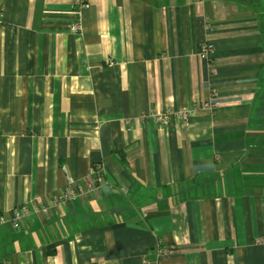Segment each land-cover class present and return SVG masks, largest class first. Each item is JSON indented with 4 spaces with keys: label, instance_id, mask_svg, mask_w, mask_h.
Returning <instances> with one entry per match:
<instances>
[{
    "label": "crops",
    "instance_id": "crops-1",
    "mask_svg": "<svg viewBox=\"0 0 264 264\" xmlns=\"http://www.w3.org/2000/svg\"><path fill=\"white\" fill-rule=\"evenodd\" d=\"M260 100L243 4L0 0V264H264ZM228 172L229 196L147 200Z\"/></svg>",
    "mask_w": 264,
    "mask_h": 264
},
{
    "label": "trees",
    "instance_id": "trees-1",
    "mask_svg": "<svg viewBox=\"0 0 264 264\" xmlns=\"http://www.w3.org/2000/svg\"><path fill=\"white\" fill-rule=\"evenodd\" d=\"M229 2H236L249 7L255 14L258 20V28L260 36L263 42L264 50V0H227ZM262 108L264 103L260 100ZM255 169H262L255 167ZM264 169V168H263ZM233 177L230 172L221 173V175L215 174H199L192 178L190 181L182 184H176L172 186H165L160 190H149L152 200L155 199L158 202L166 200L168 202V208L176 206L187 200H195L201 198H217L229 196L233 187ZM143 184L138 180L134 181L132 188V194H135Z\"/></svg>",
    "mask_w": 264,
    "mask_h": 264
},
{
    "label": "built area",
    "instance_id": "built-area-1",
    "mask_svg": "<svg viewBox=\"0 0 264 264\" xmlns=\"http://www.w3.org/2000/svg\"><path fill=\"white\" fill-rule=\"evenodd\" d=\"M79 30V27L76 24L73 25V31L75 33H77V31ZM204 55L208 56L211 55L212 53V45L210 43L206 44L204 47ZM109 64H112V61L110 60L108 62ZM207 108L209 109H216V107H218V103H214L212 105H206ZM186 113L181 111L179 112L178 116L183 119L185 117ZM159 120L167 118L164 114H162L161 116H157ZM79 193H82V188L78 189ZM77 192L75 191V188H69L63 195H62V199L63 200H70L72 198H74L76 196ZM28 214V210L26 208L25 205H21V206H17L15 207L10 214V221L12 224V227L14 230H19L22 227V224L25 220V218L27 217ZM155 250H157V252L155 253V259L158 261L162 260L164 258V253H161L162 250H165L162 246V242L157 245V247H155ZM147 263V261L144 262V264Z\"/></svg>",
    "mask_w": 264,
    "mask_h": 264
},
{
    "label": "rangeland",
    "instance_id": "rangeland-1",
    "mask_svg": "<svg viewBox=\"0 0 264 264\" xmlns=\"http://www.w3.org/2000/svg\"><path fill=\"white\" fill-rule=\"evenodd\" d=\"M160 241H162V240H157V241H156V245H155V247H157V245H159V244L161 243ZM163 248H165V247H163ZM156 252H157V250L154 251V253H156ZM161 253H164V255H165V254H166V249H165V250H162ZM145 261H147L146 258H144V259L142 260V263H144Z\"/></svg>",
    "mask_w": 264,
    "mask_h": 264
},
{
    "label": "bare ground",
    "instance_id": "bare-ground-1",
    "mask_svg": "<svg viewBox=\"0 0 264 264\" xmlns=\"http://www.w3.org/2000/svg\"><path fill=\"white\" fill-rule=\"evenodd\" d=\"M263 240L257 239L256 242H262Z\"/></svg>",
    "mask_w": 264,
    "mask_h": 264
}]
</instances>
